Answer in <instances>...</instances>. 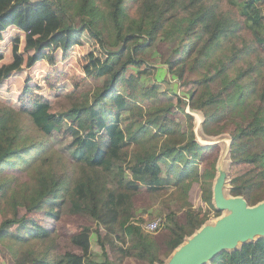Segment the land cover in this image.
Returning a JSON list of instances; mask_svg holds the SVG:
<instances>
[{"label":"trees","instance_id":"trees-1","mask_svg":"<svg viewBox=\"0 0 264 264\" xmlns=\"http://www.w3.org/2000/svg\"><path fill=\"white\" fill-rule=\"evenodd\" d=\"M29 4L48 10L55 35L66 40L56 45L61 50L85 34L94 38L102 55L84 72L101 81L83 87L86 76L52 69L43 86L68 82L67 93L51 99L39 82L26 81L15 106L0 104V212L12 211L0 223V241L6 239L15 253L13 264H117L111 248L120 261L133 255L165 264L153 231L135 213L134 196L174 185L172 197L184 199L183 222L172 210L166 213L165 246L173 251L211 212L222 213L213 199L219 158L213 152L221 138L229 140L223 147L230 143L227 193L249 205L264 200V0H11L0 16V32L12 25L11 17L4 19L8 14ZM25 38L26 49L35 41ZM155 43L168 49V56L159 54L162 66L184 89L175 91L176 102L166 98L160 107L145 108L142 102L159 90L143 80L157 71L156 59L146 55ZM42 45L49 43L39 44V52ZM46 55L56 67L54 52ZM10 68L0 70V83ZM56 133L68 137L64 151L51 143ZM208 157L199 168L197 161ZM193 182L201 185L203 213L187 199ZM39 210L55 220L65 213L88 216L95 225L72 233L71 246L59 251L53 228L26 216ZM94 230L103 259L90 251ZM33 239L32 248L18 251ZM206 264H264V236L223 250Z\"/></svg>","mask_w":264,"mask_h":264},{"label":"rangeland","instance_id":"rangeland-1","mask_svg":"<svg viewBox=\"0 0 264 264\" xmlns=\"http://www.w3.org/2000/svg\"><path fill=\"white\" fill-rule=\"evenodd\" d=\"M10 2L11 0H0V16L2 15V11H4V8H7ZM20 10L21 11H19L16 15H12L10 13L4 18L5 20L9 21L8 19L11 17L12 20L11 22H9V24L12 25L6 26L2 30V32H0V70H2L6 66H11L10 69L12 71V74L9 77L4 78L0 83V104H9L15 106L17 104V96L19 95L21 88L26 81H29L30 83L39 82L41 85L39 87V90L51 99H55L58 94L67 93L70 89H72L71 85L68 82L66 84H60L55 88L43 86V76L53 70L58 71L73 69L78 74L87 77L88 81L87 83L83 84V87H92L93 81H96V79L90 77L89 75H85L84 71H86V67L91 68V66L96 63L95 57L102 55L101 50L97 48L94 38H92L90 35L88 36L87 34H85L82 38H80V42H78V44L69 46L66 49L61 50V47H57L56 45H63L66 43V40L64 38H58V36L55 35V21L50 17L47 9L43 10L35 4H29L26 6H22ZM47 16L49 18L48 20L45 19V17ZM17 21H20L21 24L17 23ZM246 21L248 22V20ZM47 25H49L50 27L49 33L44 38H42L46 31ZM25 35L28 37L29 35H32V38L35 41L33 44L27 43L26 49ZM16 39H19L17 50L14 49ZM55 39H59L60 42L56 43ZM42 43H49V46L42 45L43 48L41 52H39L38 45ZM48 51H51V53L54 52V55L57 56L58 62L56 64V67H52V65L48 63V60L46 59V53ZM162 52L164 54V57L168 56L169 54V51L164 44L155 43L153 46L147 48L146 50L148 59H156L157 71H155V75L148 76L143 80L156 83L159 86V90L156 91L152 98L146 99L142 102V105L145 108L160 107L163 100H165L166 98H170L171 100L176 102L177 94L182 93L184 89L181 84L177 83V81L174 80V75H172L170 72H167V67L162 66L163 61L159 56V54ZM63 53H69V56L66 60H61ZM167 77H171L172 79L169 81L167 80ZM100 81L101 80L98 79L96 83L100 84ZM175 91H177L178 93L176 92L177 94H175ZM196 116L198 117V123L200 122V117L199 115ZM67 140L68 137L60 136L56 133L54 136H52L51 143L57 150L64 151L63 145ZM224 141L229 140L227 138H221L216 141V149L213 154L218 155L219 158L221 156V150L223 149L222 152L225 150V146L223 147ZM227 154L228 149L226 151V155ZM25 157L28 159H32L34 156L33 153H26ZM209 158L210 157H208L206 160H198L197 165L199 166V168H203ZM225 164V166L228 167L227 158L225 159ZM229 168L230 167H228V169ZM226 181L227 174L225 177V185L223 189L224 191L222 192V194L228 197L231 195L228 194L225 190L227 185ZM173 188L174 185L169 186L156 194L146 192L144 189H142L134 196L133 199L135 213L140 216L143 223L155 217H161L163 219L161 226L153 231V236L159 246L161 257L165 259L166 262H168L170 257L177 249L176 248L173 251L169 252V250L165 246V240L170 234L169 229L165 226L166 213L172 210L175 214L176 219L180 222H183L185 219V211L187 206L184 204V199L172 197L170 193ZM187 196L188 201L194 208L197 209L202 206L200 212L203 213L207 208V204L201 199V185L199 182H193L191 184ZM4 205L5 203L3 202L1 207H4ZM143 209H145L146 212H142ZM228 212L229 210L224 209L222 210L220 216L222 217ZM212 213L213 212L210 213L211 218L208 221L209 223H215L220 218V216L213 217ZM5 216H12V211L9 208H7L4 213L0 212V223ZM26 216L44 227L53 228V237H55V241L58 245L57 250L59 251H62L64 250V248H68L71 246L69 238L72 233L78 231L84 225H95L93 220H91L88 216L77 214L65 213L59 218V220H55L45 215L43 210H39L37 212L35 211L29 213ZM14 227H16V225ZM15 229L16 228H13V230ZM100 229L103 234L104 229ZM90 238L91 253L96 259H103L104 256L101 252L102 248L100 247V243L98 242V236L95 230L92 231ZM36 240L37 239H33L30 242L22 244L23 246H21V249H19L18 251H23L25 247H28V249L32 248L33 246L29 243ZM6 241V239L4 241H0V264H13L16 261V255ZM13 248L18 247L14 246ZM34 248L35 251L38 252L43 248V246L40 244L39 246ZM118 255V251L112 248L110 249V256L113 258V260L116 261L117 264H149L146 260H139L133 255L125 256L122 261H120L117 258Z\"/></svg>","mask_w":264,"mask_h":264},{"label":"water","instance_id":"water-1","mask_svg":"<svg viewBox=\"0 0 264 264\" xmlns=\"http://www.w3.org/2000/svg\"><path fill=\"white\" fill-rule=\"evenodd\" d=\"M217 162L218 175L213 187L215 206L229 212L215 223L202 225L180 244L165 264H206L219 252L233 249L239 243L264 236V200L249 205L243 196H224L226 151ZM223 195V196H222Z\"/></svg>","mask_w":264,"mask_h":264},{"label":"built area","instance_id":"built-area-1","mask_svg":"<svg viewBox=\"0 0 264 264\" xmlns=\"http://www.w3.org/2000/svg\"><path fill=\"white\" fill-rule=\"evenodd\" d=\"M162 220L163 219L161 217H156V218H154L152 220H149V221L145 222L143 224V227L147 231H154V230L158 229L161 226Z\"/></svg>","mask_w":264,"mask_h":264}]
</instances>
